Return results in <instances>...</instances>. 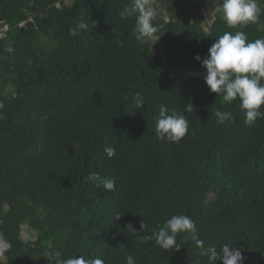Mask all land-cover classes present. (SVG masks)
<instances>
[{"label":"trees","instance_id":"1","mask_svg":"<svg viewBox=\"0 0 264 264\" xmlns=\"http://www.w3.org/2000/svg\"><path fill=\"white\" fill-rule=\"evenodd\" d=\"M150 2L157 41L137 40L135 16H120L131 0H0V28H9L0 39V264L73 255L210 264L202 252L226 243L243 264H264V118L246 125L239 100L222 103L194 59L226 31L264 38V11L229 27L223 0ZM205 7L215 11L209 25ZM79 23L87 27L70 35ZM161 105L188 120L179 143L155 134ZM217 109L232 119L218 124ZM90 173L115 180L114 190ZM179 214L195 222L202 247L186 234L178 251L141 239ZM23 225L36 241L21 239Z\"/></svg>","mask_w":264,"mask_h":264},{"label":"clouds","instance_id":"2","mask_svg":"<svg viewBox=\"0 0 264 264\" xmlns=\"http://www.w3.org/2000/svg\"><path fill=\"white\" fill-rule=\"evenodd\" d=\"M262 0H223L222 16L229 27L246 25L255 22L261 8ZM122 18L135 16V35L137 40L157 41L160 36L158 26L153 23L156 12L150 0H131L120 13ZM87 25L79 23L76 28L70 29V35H77V29L86 28ZM11 51V48L8 49ZM205 69L203 79L212 93L221 95L222 103L231 104L239 100V108L244 117V123L251 126L257 118H264L260 111L264 106V38L249 41L242 31L224 32L208 50L205 58L199 55L194 57ZM133 108L141 109L145 105V98L141 93H136L132 98ZM187 110H191L188 108ZM218 124H224L232 119V113L217 109L214 112ZM155 134L160 140L179 143L188 134L189 124L184 112L172 111L169 113L166 106L161 105L156 118ZM106 155L111 158L115 149L105 148ZM89 180L97 188L103 187L106 191L115 188V180L102 178L97 173H90ZM119 218V217H118ZM117 218V219H118ZM143 228V225H141ZM127 229L136 230L131 224ZM186 234L197 246H203L204 241L198 238L195 222L187 215H172L162 226L152 229L151 234L141 237L142 240H154L156 245L165 251L179 250L177 236ZM232 243L222 245L217 252L214 247H209L202 252L210 264L222 261V264H243L244 256L238 246ZM2 251V249H0ZM58 264H105L100 256L73 255L58 261ZM125 264H135L133 256L126 257Z\"/></svg>","mask_w":264,"mask_h":264},{"label":"rangeland","instance_id":"3","mask_svg":"<svg viewBox=\"0 0 264 264\" xmlns=\"http://www.w3.org/2000/svg\"><path fill=\"white\" fill-rule=\"evenodd\" d=\"M204 18L206 19V23L209 25L212 21L215 11L210 7H205L202 11ZM39 235L36 234L29 226L23 225L22 232H21V239L23 241H30L34 242L38 239ZM38 264H47L46 260H41Z\"/></svg>","mask_w":264,"mask_h":264},{"label":"built area","instance_id":"4","mask_svg":"<svg viewBox=\"0 0 264 264\" xmlns=\"http://www.w3.org/2000/svg\"><path fill=\"white\" fill-rule=\"evenodd\" d=\"M9 30L8 26L4 25L0 28V39L4 38L7 31Z\"/></svg>","mask_w":264,"mask_h":264}]
</instances>
